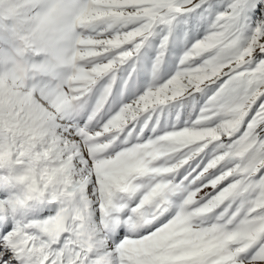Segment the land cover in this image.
<instances>
[{"label": "snow or ice", "instance_id": "obj_1", "mask_svg": "<svg viewBox=\"0 0 264 264\" xmlns=\"http://www.w3.org/2000/svg\"><path fill=\"white\" fill-rule=\"evenodd\" d=\"M0 264H264V0H0Z\"/></svg>", "mask_w": 264, "mask_h": 264}]
</instances>
